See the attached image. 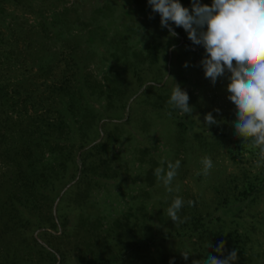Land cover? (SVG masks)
<instances>
[{
  "label": "trees",
  "instance_id": "1",
  "mask_svg": "<svg viewBox=\"0 0 264 264\" xmlns=\"http://www.w3.org/2000/svg\"><path fill=\"white\" fill-rule=\"evenodd\" d=\"M0 2L21 6L26 1ZM180 2L186 6L185 0ZM101 10L98 7L96 12ZM103 13L105 21L98 20L100 15L96 13L93 25L86 22L82 49L80 38L71 35L72 42L67 40V31L80 22V17L75 7L66 4L42 16L39 26L54 41L65 38L68 50H64L66 44L45 47L39 40L41 35L32 36L31 30L22 47L18 36L9 41L0 33V264H65L71 257L70 264H189L207 255L223 259L232 250H237L235 264H258L254 232L264 230V220L254 222L253 213L246 218L243 212H249V206L264 191V158L257 170L243 165L229 176L225 193L218 194L212 210L199 209L196 198L179 184L187 170L184 162L188 150L198 148L204 157L212 159L224 149L230 159L240 162L260 154V148L250 143L251 138L243 143V138L236 136L232 121L237 109L224 116L213 114L224 122L208 129L203 118L173 109L168 100L174 82L182 87L184 78L169 72L167 58L160 62V42L150 24L169 32L160 26L159 14L148 13L145 4L135 7L129 2L118 14L115 35L106 38L112 20ZM169 23L181 34L183 45L195 46L203 58L204 48L193 45L181 27ZM137 32L143 40L138 47L130 42V36ZM179 41L178 36H169L166 43ZM104 42L108 46L101 53L105 55L113 46L110 53L124 63L126 72L118 71L112 63V76L89 78L91 74L84 68L96 53L93 46ZM33 66L35 69H31ZM8 71L12 72L10 76L5 75ZM166 72L170 77H165ZM146 81V85L155 86H148L144 92L146 85L138 90ZM89 96L104 102L97 107ZM143 109L147 111L139 116ZM149 111L172 121L176 151L186 154L179 159L180 167L170 185L173 191L161 190L156 195L159 224L152 219L144 222L147 209L140 208L144 223L131 221L134 214L127 210L124 220L115 217L104 227L102 214L94 209L92 190L118 174L114 162L120 155L112 144L118 141L122 126L137 117L144 128L152 120L146 114ZM138 159L142 163L144 154ZM158 167L151 157L143 181H158L154 175ZM176 196L185 201L178 214L181 219L187 217L183 223H174L167 214ZM188 200L194 205L189 206ZM52 230L72 235L70 242L59 241L60 235ZM137 230H141L138 236L133 232ZM221 241L225 242L223 255L214 250ZM184 252L190 253L187 260Z\"/></svg>",
  "mask_w": 264,
  "mask_h": 264
},
{
  "label": "rangeland",
  "instance_id": "2",
  "mask_svg": "<svg viewBox=\"0 0 264 264\" xmlns=\"http://www.w3.org/2000/svg\"><path fill=\"white\" fill-rule=\"evenodd\" d=\"M25 1L28 3H22L21 6L9 2H0V33L9 41L15 36H18V44L20 47L24 46L26 43L28 39L27 35L29 34V30H31L32 36L41 35L39 36V40L43 42L45 47L53 49L61 44H66L67 48L64 50H68L65 38L54 41V39L51 38V34L42 31L39 26V20L41 18L49 16L53 8L58 9L63 4L75 7L80 17V22L72 25L70 27L72 29L67 31L68 34H66V36L68 38L67 40H70L71 35H74L76 39L80 38L81 49L85 45L84 34L88 28L87 26L91 23V25H93V14H99L100 17L98 20H102L103 18L102 21H105L103 12L108 13V15L105 13L107 16L106 18L112 20L107 27L106 38H108L110 35L113 36L115 32V22L119 21V12L123 7H128L129 2L135 7H138L140 4H145L148 8V13H155L148 5V0H53V3H51V0ZM200 2L202 4L211 5L212 0H200ZM185 4V7L191 10V0H185ZM28 5L30 8H27ZM40 6L42 8L37 9ZM98 7L102 8V13L101 11L96 12ZM140 15L142 14L140 13ZM86 22L89 23L87 26H85ZM150 26L151 31L156 33V38L160 42V62H163L164 58H167L169 72H171L173 76H181L184 78L182 89L187 90L189 105L194 108L192 115L195 119H204V116L208 112H212L215 116H224L230 111L236 110L231 101L227 99L229 95L227 92L228 80L224 77H219L216 84L213 85L210 79L205 78L204 70L200 65L202 57L198 55L195 46L183 45V39L180 33H178L180 41L168 45L166 42L167 38L170 36L169 33L156 28L153 24H150ZM117 27L120 28L119 25H117ZM181 29L184 30L182 27ZM140 30L143 29L140 28ZM29 35L31 36V34ZM70 41L72 42V39ZM130 42L134 44L133 46L138 47L142 45L143 40L140 36V32L133 33L130 36ZM173 45L175 46V50H171ZM106 46H108L106 42L96 47L93 46V50H96V53H94L89 60L87 59L88 66L84 68V70H88L91 74L89 78L95 77L103 80L104 74L112 76L115 74V69L125 74L124 63L119 59H115L110 53V51L113 50V46H109L107 49L108 52L105 55L101 53ZM112 63H115L113 64L115 69H113ZM185 63L188 64L187 67L184 66ZM110 64L111 66L109 67ZM31 69H35V67L33 66ZM169 72H166L165 77H167V74L169 75ZM10 74H12L10 71L5 73L6 76H10ZM118 75H120V73H118ZM148 82L149 81L144 82L142 87L138 90L143 88ZM90 101L97 107L104 102L93 98H90ZM217 108L220 109L219 114L213 111ZM143 111L145 112L147 110H140L139 116L144 115L142 114ZM177 111L181 113L179 110ZM124 112V114H126V108ZM146 114L151 116L152 120L149 124L147 123L144 128L141 127V120H136L137 117L134 118L132 122L122 126V132L120 133L118 141L112 144L114 151H117L120 155V158L114 162V165L118 167V174L115 178H108L102 185L92 190L91 199L94 202V209L97 210L99 214H102L104 227L107 224L111 225L115 217L119 216L124 220V213L127 210L134 214L130 217L131 221L137 222L139 220V222L142 223V217L144 216L141 215L142 212L140 208L147 209L144 222L145 220L152 219L153 222L155 221L156 224H159V220H157L158 216L155 212L156 195L161 190L167 191V188L162 180H158L154 184H147L146 181H143L146 170H148L150 166V159L151 157L155 158L159 167H163L166 165V161L168 162L169 160L175 163L176 160L186 155L181 151H176V141L173 138V135L176 133V128L172 121L155 117L150 111L146 112ZM112 120L117 121L118 119L112 118ZM144 150L145 153H143ZM186 153L188 156L186 155L184 166L187 167V170L184 171V176L179 184L182 186V189L185 191L187 190L189 194L196 198L199 209L204 208L207 210H212L213 206L217 203L219 193H225L224 191L228 184L227 179L229 176L238 173L240 167L243 165L248 166L252 170H257L260 167V161L264 158L260 153L250 161H234L228 157L224 149H221L219 152L215 153L214 157L211 159L213 167L209 170V174L205 176L203 174H196L197 172H202L203 169V164L201 163L204 158L203 152L197 148L191 151L188 150ZM141 154H144V161L142 163H140L138 159ZM158 205L163 207L161 203H158ZM248 210L249 212H243L244 217L248 218L250 214L253 213L255 216L253 218L254 222L257 220H264V191L259 194L253 204L249 206ZM157 230L158 228H156V231ZM52 232L59 234V241L67 244L72 237V235H67L66 233L63 235L60 234V230H52ZM133 232L137 236L141 234V230ZM254 233H256L257 236L256 241L258 240L254 245V251H259L258 264H264V230L257 229V232ZM33 234H36V231H33ZM150 249L153 250L154 246H151ZM72 259L73 257L69 258L65 264L72 263Z\"/></svg>",
  "mask_w": 264,
  "mask_h": 264
},
{
  "label": "clouds",
  "instance_id": "3",
  "mask_svg": "<svg viewBox=\"0 0 264 264\" xmlns=\"http://www.w3.org/2000/svg\"><path fill=\"white\" fill-rule=\"evenodd\" d=\"M148 5L153 12L159 13L160 26L167 28L170 36H178L173 24L169 23L173 22L186 31L193 45L204 48L200 65L205 78L210 79L213 85L219 77L228 80L227 99L237 109L236 119L232 121L236 136L242 137L243 143L251 138L250 143L259 147L264 157V0H212L211 5L191 0V10L182 6L180 0H148ZM171 50H175L174 45ZM148 86L155 85H146L142 91ZM168 104L184 115H191L194 111L189 105L187 91L176 82ZM213 111L219 114L220 109ZM223 122L208 112L203 125L208 129ZM180 163L179 160L168 162L167 169L158 167L154 170V175L163 181L169 193L173 191L169 185L177 175ZM201 163L202 172L196 174L206 176L213 162L210 157H204ZM175 191H179L178 186ZM184 203L182 197L176 196L168 207L167 214L174 223H183L187 219H181L178 215ZM187 204L193 206L194 201L188 200ZM208 246L212 247V244ZM214 250L223 255L225 242H219ZM189 255L182 253L185 260ZM237 260V250H232L223 259L207 255L205 259L194 260L192 264H235Z\"/></svg>",
  "mask_w": 264,
  "mask_h": 264
}]
</instances>
